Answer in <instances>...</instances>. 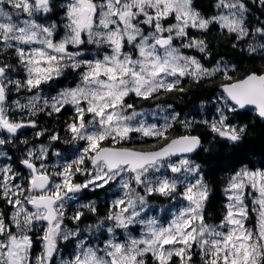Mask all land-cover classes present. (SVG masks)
Returning a JSON list of instances; mask_svg holds the SVG:
<instances>
[{"label": "rangeland", "instance_id": "obj_1", "mask_svg": "<svg viewBox=\"0 0 264 264\" xmlns=\"http://www.w3.org/2000/svg\"><path fill=\"white\" fill-rule=\"evenodd\" d=\"M63 1L69 10L60 22L46 19L49 6L0 0V44L15 48L25 72L18 79L0 67L6 92L13 94L1 105L5 121L23 129L26 123L11 113L58 109L65 103L78 111L77 123L70 126L78 141L73 152L33 148L28 154L33 159L19 174L0 150V197L5 201L0 204V264H170L173 255L181 264H192L193 248L205 264H258L264 256L262 169L243 168L233 176L226 220L208 227L203 212L208 189L191 157L171 158L140 174L129 168L110 172L103 162L93 161L102 141L117 143L132 131L157 134L173 121L166 108L123 106L127 94L148 95L183 75H212L228 65L222 61L217 68H206L193 52L203 44L197 39L188 44V30L217 21L246 35V5L220 0L222 11L211 20L201 16L192 0ZM162 38H169V45L160 47ZM68 67L73 72L66 75ZM64 75L66 84L58 90L40 89L42 82ZM217 103L208 121L223 138L235 139L238 127L226 125L235 106L227 96ZM11 135L0 123V142ZM33 169L51 179L42 193L55 198L58 207L50 231L45 210L34 205ZM78 172L83 181L74 183ZM108 184L113 193L108 219L80 226L76 215L90 206L84 189ZM155 194L163 202H151ZM35 228L43 230L45 242L42 253L30 259L25 234ZM67 241L70 250L59 246Z\"/></svg>", "mask_w": 264, "mask_h": 264}, {"label": "trees", "instance_id": "obj_2", "mask_svg": "<svg viewBox=\"0 0 264 264\" xmlns=\"http://www.w3.org/2000/svg\"><path fill=\"white\" fill-rule=\"evenodd\" d=\"M101 1V0H97ZM247 7V34L240 35L230 31L214 21L204 28L188 30L187 43L199 40L203 47L193 50L206 68H217L222 61L228 63L223 70L215 74L194 77L183 75L171 86H161L151 94L142 95L130 92L123 98V106L139 109L166 108L173 113L174 119L157 134L138 135L132 131L117 143L110 139L101 142L102 146L130 147L137 150L160 148L170 139L184 134L198 135L202 147L193 157L199 165L201 178L207 186L204 199V225H222L226 220L228 190L232 178L243 168H257L264 171V121L257 116L253 108L240 111L229 110L226 117L227 126L238 127L235 139L223 138L209 123L208 119L216 113L220 97L224 95L220 87L225 83L243 79L251 73H264V0H241ZM68 2L54 1L49 6L48 20L62 22L67 14ZM194 8L206 19L214 20L222 11L220 0H192ZM0 67L6 73L24 77L22 62L15 48L0 47ZM228 69V70H227ZM68 67L65 74H71ZM59 76L50 82H42L40 89L48 92L64 86L65 78ZM74 77V73L72 74ZM13 94H8L11 99ZM24 114V115H23ZM17 115L15 120L26 123L23 129L17 128V134L0 142L3 156L15 171L25 170V162L32 158L28 154L33 148L45 146L56 151L73 152L77 140L70 131V126L78 121V111L69 103L58 109L39 108L35 111L24 110L11 113ZM16 123L15 121H13ZM49 155L51 156V150ZM80 172V171H79ZM74 175V183H81L84 175ZM112 184L94 189H84L85 200L90 206H83L78 213L80 226L98 223L108 219L111 214L110 200ZM151 202H163L161 196H150ZM9 212V211H8ZM7 212V213H8ZM10 214V213H9ZM9 214L7 216H9ZM71 221L69 220V223ZM77 226V225H75ZM29 243L28 256L31 258L42 253L43 230L32 229L25 234ZM63 249L70 250L71 241L60 243ZM200 248V247H199ZM192 264H205L204 258L196 249H192ZM149 258V255L146 256ZM207 257V256H206ZM177 256H172L170 264H181ZM258 264H264L262 256Z\"/></svg>", "mask_w": 264, "mask_h": 264}, {"label": "water", "instance_id": "obj_3", "mask_svg": "<svg viewBox=\"0 0 264 264\" xmlns=\"http://www.w3.org/2000/svg\"><path fill=\"white\" fill-rule=\"evenodd\" d=\"M37 7H46L55 0H31ZM169 38L158 42L160 47L169 45ZM0 69V123L13 136L17 134L15 126L6 123L1 105L7 100V92ZM220 91L227 96L237 110L253 108L257 116L264 121V73H251L243 79L225 83ZM202 147V139L198 135L184 134L170 139L167 143L153 150H137L130 147L104 146L93 157L95 164L103 162L110 172L120 168H129L131 172L140 174L148 167L171 158L193 157ZM51 185L47 175L39 174L33 169L31 189L34 191V205L45 210V221L50 231L57 221L56 199L42 196Z\"/></svg>", "mask_w": 264, "mask_h": 264}, {"label": "flooded vegetation", "instance_id": "obj_4", "mask_svg": "<svg viewBox=\"0 0 264 264\" xmlns=\"http://www.w3.org/2000/svg\"><path fill=\"white\" fill-rule=\"evenodd\" d=\"M52 3H53V2H51L48 6H51ZM0 47H2L1 44H0ZM6 133H7V132H6ZM30 159H33V158H30ZM18 173H19V174H20V173H23V174H24V170H20ZM4 202H5V201L3 200V198L1 199V197H0V204L3 205V204H5ZM57 208H58V207H57ZM8 211H9V207H7V210L5 211V216H6V218L8 217L7 215L9 214ZM7 212H8V213H7Z\"/></svg>", "mask_w": 264, "mask_h": 264}]
</instances>
